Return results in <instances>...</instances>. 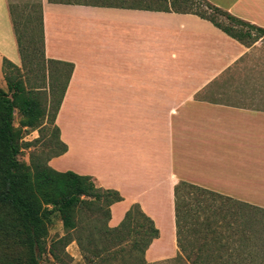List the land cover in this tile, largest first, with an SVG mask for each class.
<instances>
[{
    "label": "crops",
    "instance_id": "obj_1",
    "mask_svg": "<svg viewBox=\"0 0 264 264\" xmlns=\"http://www.w3.org/2000/svg\"><path fill=\"white\" fill-rule=\"evenodd\" d=\"M207 1L264 29V0ZM20 2L0 0V75L21 61ZM132 3L37 0L45 58L73 65L55 117L66 149L48 164L117 190L111 227L139 204L158 229L151 262L177 253L181 180L264 209V37L246 46L197 14Z\"/></svg>",
    "mask_w": 264,
    "mask_h": 264
},
{
    "label": "trees",
    "instance_id": "obj_2",
    "mask_svg": "<svg viewBox=\"0 0 264 264\" xmlns=\"http://www.w3.org/2000/svg\"><path fill=\"white\" fill-rule=\"evenodd\" d=\"M133 1L120 6L194 13L246 46L264 37L263 28L207 0ZM15 32L20 55L36 68L29 67L26 75H21L19 66L4 60L10 68L3 74L5 87H0V264H46L44 256L51 264H64L68 257L65 249L71 241L76 242L83 264H147L145 251L158 236V229L139 204L130 205L121 221L111 227L110 205L122 199L119 192L97 186L89 175L60 171L48 164L51 157L66 149L59 139L55 117L73 65L45 58L41 20V62H36L33 33L22 31L19 26ZM34 71L40 79L48 78L50 90L57 94L48 106L40 86L30 84L29 74ZM45 125L51 126L52 137L48 142L57 148L56 152L44 156L42 152L31 151L28 162L19 159L21 148L31 145L23 141L24 132L36 130L37 141ZM225 199L245 203L183 180L174 186L176 260L184 264L263 262L254 234L243 220L234 231L238 238L229 246L225 232L232 227L226 221ZM55 218L60 220L63 233L47 240ZM228 251L237 252V257L225 256Z\"/></svg>",
    "mask_w": 264,
    "mask_h": 264
},
{
    "label": "rangeland",
    "instance_id": "obj_3",
    "mask_svg": "<svg viewBox=\"0 0 264 264\" xmlns=\"http://www.w3.org/2000/svg\"><path fill=\"white\" fill-rule=\"evenodd\" d=\"M26 2V1H23ZM21 5V17L28 18L27 20L20 22L21 27L26 26L27 30H30L36 40V62H41V49H40V32H39V22H38V6H37V0H27V3L20 2ZM31 4V5H30ZM25 22V23H24ZM24 31V29L22 30ZM264 43V38H263ZM23 55V54H22ZM24 55L25 52H24ZM18 57H20L21 61L19 63V67L21 69V75H26V70L30 68H36L34 63L31 66L30 60L26 58H23V56L20 55V52L18 53ZM4 60H6L4 58ZM3 60V66H2V73L0 75V86L5 87L4 83V71L10 68V65L8 62H5ZM8 61V60H7ZM13 64V63H12ZM262 71V70H261ZM264 71V69H263ZM30 75V84L34 86H40V92L42 94L43 100L45 102V106H48L49 100H55L56 99V93H53L50 90V83L48 82V78H45V80L40 79V76L34 71L29 74ZM14 124H18V115L15 112V120ZM39 136V133L36 130L31 131H25L23 134V141L24 142H31V145L29 146H23L21 148V151L18 155V158L21 160H24L28 162L29 153L31 151H38L42 152L44 156L52 155L56 152L57 148L50 144L48 141L52 137L51 132V126L45 125L42 128V133L40 138L35 141ZM34 140V141H32ZM223 206L226 208V221L231 222V229H229L225 234L227 236L225 239L228 241L229 246L232 244L234 245L233 240L238 238V234L234 233L235 229H237L238 226L241 227V220L244 221V225L247 229H249L254 234V240L257 244V247L259 248V254L263 257V262H260V264H264V209L261 207H256L253 205H247L245 203H239L234 201H229L227 199L224 200ZM228 205V207H227ZM63 233L62 225L60 220L57 218L54 219L53 224L49 227V234L47 240H50L52 237H55L56 235H61ZM236 244V242H235ZM68 253V257L64 260V264H83V259L80 253V250L76 244L75 241H71L65 249ZM225 256L228 254L232 255H238L237 252H224ZM237 257V256H236ZM44 261L46 264H51L47 256H44ZM147 264H184V262L176 260L174 257L169 258H163L160 260L155 261H147Z\"/></svg>",
    "mask_w": 264,
    "mask_h": 264
},
{
    "label": "water",
    "instance_id": "obj_4",
    "mask_svg": "<svg viewBox=\"0 0 264 264\" xmlns=\"http://www.w3.org/2000/svg\"><path fill=\"white\" fill-rule=\"evenodd\" d=\"M37 256H38V254H37Z\"/></svg>",
    "mask_w": 264,
    "mask_h": 264
}]
</instances>
